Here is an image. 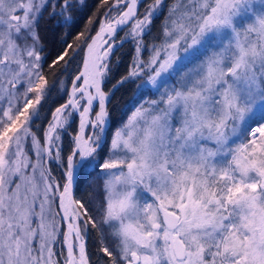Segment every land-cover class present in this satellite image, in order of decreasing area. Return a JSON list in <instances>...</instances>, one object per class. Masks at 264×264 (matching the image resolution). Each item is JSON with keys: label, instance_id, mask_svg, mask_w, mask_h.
Segmentation results:
<instances>
[{"label": "snow or ice", "instance_id": "snow-or-ice-1", "mask_svg": "<svg viewBox=\"0 0 264 264\" xmlns=\"http://www.w3.org/2000/svg\"><path fill=\"white\" fill-rule=\"evenodd\" d=\"M85 6L0 0V264H264V0Z\"/></svg>", "mask_w": 264, "mask_h": 264}, {"label": "trees", "instance_id": "trees-1", "mask_svg": "<svg viewBox=\"0 0 264 264\" xmlns=\"http://www.w3.org/2000/svg\"><path fill=\"white\" fill-rule=\"evenodd\" d=\"M98 3V0H84L85 7L82 8L79 14V25L78 27L72 29L71 35L67 36L66 38L71 41L75 35L76 32H78L80 29L83 28L84 23H86L87 17L92 15V13L95 10V7ZM44 35L46 36V43L48 45L49 49L59 47V40L57 39L58 36L62 35L64 32H67L68 29H61L57 27L54 23H44L42 22ZM130 49V45H125L123 51L127 53V51ZM128 55L125 54L123 57V62L119 66V73L117 74V78L119 75L123 74L126 70V65L128 63ZM127 89V90H126ZM131 95V86H125V88L121 89L116 93V96L113 98L114 102L116 100H119V104L112 109V118L113 120L119 124L127 119V115L130 114V107L128 109L122 108V105H124ZM62 100H57L55 103H53L52 99L50 98L48 102L45 104V109L42 110V113L47 108H54L57 106ZM37 123H40V121H37Z\"/></svg>", "mask_w": 264, "mask_h": 264}]
</instances>
